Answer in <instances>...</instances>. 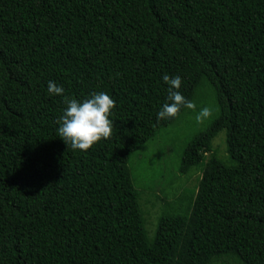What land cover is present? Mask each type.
Here are the masks:
<instances>
[{
  "label": "trees",
  "instance_id": "16d2710c",
  "mask_svg": "<svg viewBox=\"0 0 264 264\" xmlns=\"http://www.w3.org/2000/svg\"><path fill=\"white\" fill-rule=\"evenodd\" d=\"M165 74L217 105L177 171L198 184L152 236L130 157L189 110L157 119ZM49 81L109 94L112 136L68 147ZM221 261L264 264V0H0V264Z\"/></svg>",
  "mask_w": 264,
  "mask_h": 264
},
{
  "label": "rangeland",
  "instance_id": "374dc122",
  "mask_svg": "<svg viewBox=\"0 0 264 264\" xmlns=\"http://www.w3.org/2000/svg\"><path fill=\"white\" fill-rule=\"evenodd\" d=\"M194 103L196 110L189 109L171 125L158 129L156 135L130 157L137 187L142 190L141 202L147 218V229L152 236L164 208V198L168 195L172 199L182 190L198 184L199 172L181 174L177 171L184 146L211 120L210 116L197 122L196 115L202 107H210L212 112L216 108L217 100L212 88L203 86L197 92ZM213 148L222 157L228 155L223 132L213 140ZM219 264L235 263L221 261Z\"/></svg>",
  "mask_w": 264,
  "mask_h": 264
},
{
  "label": "clouds",
  "instance_id": "9594fccd",
  "mask_svg": "<svg viewBox=\"0 0 264 264\" xmlns=\"http://www.w3.org/2000/svg\"><path fill=\"white\" fill-rule=\"evenodd\" d=\"M168 87V101L163 104L157 114L158 120H166L176 117L181 108L196 110L197 105L188 100L179 89L182 86V77L176 75L170 77L165 74L162 77ZM48 93L63 97L66 108L57 119L59 125L57 132L59 137L73 150L87 151L101 139H109L112 136L114 121L110 119L112 109L116 107V101L106 92H93L90 98L78 101L64 95V88L55 81L48 82ZM212 115L210 107H202L196 115L197 122Z\"/></svg>",
  "mask_w": 264,
  "mask_h": 264
}]
</instances>
